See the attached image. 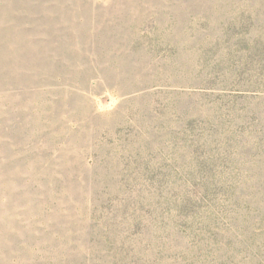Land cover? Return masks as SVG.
Masks as SVG:
<instances>
[{"label": "rangeland", "instance_id": "374dc122", "mask_svg": "<svg viewBox=\"0 0 264 264\" xmlns=\"http://www.w3.org/2000/svg\"><path fill=\"white\" fill-rule=\"evenodd\" d=\"M0 123L110 206L0 264H264V0H0Z\"/></svg>", "mask_w": 264, "mask_h": 264}, {"label": "trees", "instance_id": "16d2710c", "mask_svg": "<svg viewBox=\"0 0 264 264\" xmlns=\"http://www.w3.org/2000/svg\"><path fill=\"white\" fill-rule=\"evenodd\" d=\"M0 124L3 131L9 130ZM4 140L0 148V251H12V263H17L26 253L35 250L39 242L45 241L42 234L51 232L53 235L56 216L63 210H73L76 216L91 219L96 208L109 206L104 203L107 200L101 199L106 198L102 192L108 193V188H101L97 181L73 186L68 179L53 177L54 153L49 148L40 149V144L49 146L42 143L43 137L35 133L7 134ZM83 196L85 201H82ZM63 236L62 230L55 239ZM26 264L35 262L30 260Z\"/></svg>", "mask_w": 264, "mask_h": 264}]
</instances>
